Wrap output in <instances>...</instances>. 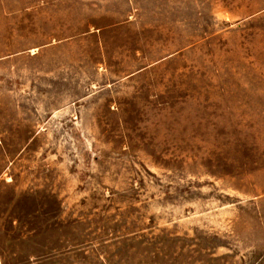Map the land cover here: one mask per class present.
<instances>
[{
    "label": "rangeland",
    "instance_id": "374dc122",
    "mask_svg": "<svg viewBox=\"0 0 264 264\" xmlns=\"http://www.w3.org/2000/svg\"><path fill=\"white\" fill-rule=\"evenodd\" d=\"M0 264H264V0H0Z\"/></svg>",
    "mask_w": 264,
    "mask_h": 264
}]
</instances>
